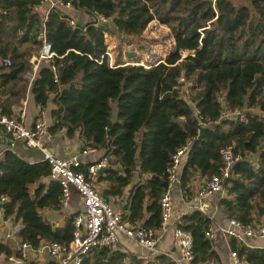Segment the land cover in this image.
Returning <instances> with one entry per match:
<instances>
[{
	"label": "trees",
	"instance_id": "1",
	"mask_svg": "<svg viewBox=\"0 0 264 264\" xmlns=\"http://www.w3.org/2000/svg\"><path fill=\"white\" fill-rule=\"evenodd\" d=\"M40 2L0 0L1 114L12 115V106L25 96V74L42 46L43 31L54 53L41 59L31 81L34 101L41 108L52 101L50 131L63 127L68 136L79 131L84 146L103 150L113 183L108 192L120 194L138 174L125 205L132 224L160 227L166 167L186 143L179 182L183 197L192 198L198 177L218 172L220 150L231 146L242 157L223 182L218 206L226 217L264 223V0H70L76 9L107 17L128 43L141 38L152 20L169 28L174 44L164 57L140 63V57L128 55L135 62L121 63L118 54L114 65L104 54L109 45L106 22L94 17L71 25L61 6L51 7L42 18L35 10ZM111 100L116 101L113 120ZM237 110H244L245 119L234 116ZM49 169L46 160L28 161L10 148L0 157V194L8 198L4 214L20 220L18 236L35 248L42 241L68 243L72 237L76 212L61 225L40 213L44 207L61 206V187L49 178ZM212 221L196 208L180 217L178 226L193 238L194 262L218 260L213 239L205 235ZM230 244L246 264H264V246L235 238ZM110 250L94 247L82 264H91L94 254L105 258L103 264H173L165 254L146 262L129 254L124 263L125 253ZM0 252L8 254L11 248L0 242Z\"/></svg>",
	"mask_w": 264,
	"mask_h": 264
},
{
	"label": "built area",
	"instance_id": "2",
	"mask_svg": "<svg viewBox=\"0 0 264 264\" xmlns=\"http://www.w3.org/2000/svg\"><path fill=\"white\" fill-rule=\"evenodd\" d=\"M47 5L46 15L53 6L71 7L70 0H41ZM214 3L215 0H212ZM45 15V17H46ZM98 22H108L107 17L102 14H95ZM69 23L75 25L76 21L70 17ZM39 49L37 58H48L53 55L51 43L44 38ZM104 54L108 56L110 65L113 64L111 51L107 49ZM6 63H10L9 58H5ZM34 71L26 75L28 83L31 84L34 78ZM236 118L245 119L244 110H237L234 113ZM11 136V138H21L30 147L38 148L42 153V158L49 164V178L58 181L61 187V205H67L71 196V190L75 189L81 199V208L75 213L73 218L72 237L68 243L59 241H46L42 248L51 257L50 264H82L85 255L94 247L106 246L114 248L117 246L120 235L136 240L142 247L150 252L158 251V242L162 231L172 226L173 239L177 254L168 252L167 255L173 260V264H222L217 259L211 258L206 261L194 262L192 250L193 238L190 231L178 226V222L183 212L173 216V189L179 185L180 170L185 162L189 144L179 147L172 155L171 162L166 167L168 184L161 193L160 227L157 230L135 226L128 218L126 209H116L102 196L94 184V178L100 167L108 164V157L101 156L93 162L84 164V169H77L82 162L77 156H61L54 153L48 146L51 138L45 110L40 108L35 114L31 123L26 122V109L21 107L12 115L0 114V137ZM82 152L92 150L94 147L87 145ZM221 165L218 172L210 174L195 195L194 208L209 214L210 198L221 196L225 189L223 182L230 176V169L234 162L242 155L239 151H234L231 146L222 147L220 150ZM5 194H0V205L7 201ZM13 214H8L7 218H12ZM211 218V216L209 215ZM213 222V221H212ZM221 233L227 242L229 255L232 264H245L244 259L239 256L235 249L229 244L230 238L247 243L249 238H264V223L246 224L234 216H229L225 224L211 223L205 229V235L213 237V231ZM34 248L29 242L21 241L19 246V256H9L13 261H19L26 257L28 249Z\"/></svg>",
	"mask_w": 264,
	"mask_h": 264
},
{
	"label": "crops",
	"instance_id": "3",
	"mask_svg": "<svg viewBox=\"0 0 264 264\" xmlns=\"http://www.w3.org/2000/svg\"><path fill=\"white\" fill-rule=\"evenodd\" d=\"M35 10L41 15L42 18H45L46 10H47L46 3L41 1L40 4L37 7H35ZM64 10L70 15V17H72L75 21L78 22L83 23L85 21L93 20L94 17L96 18V16H94L93 14H89L81 9H76L73 6L64 7ZM155 21L157 20H152L151 23ZM108 23L110 22L108 21L107 24ZM112 29H113V25L109 24L108 36H110L113 39L109 41L111 43H109L108 48L111 47L112 42H114L116 38L115 35L112 36V34H114L115 32ZM121 37L124 38V36ZM128 58H129L128 55L127 57L122 56L121 63H129L130 61L127 60ZM30 61L33 62V67L30 71L26 72L25 77L27 73L33 71H34V75H36L37 69L41 63V59L37 58L36 55H32ZM21 107H24L26 109L27 123L32 122L35 114L41 108L34 101L33 94L31 93V85L29 83L27 85L25 96L21 98L20 104L12 106V108L14 109V113H16ZM52 107H53V103L50 100L48 102L47 107L43 108L45 110V114L49 126H52L54 124V119L50 115V109ZM48 146L54 153L58 155L77 156L83 165L87 162H93L94 160L100 158L103 154L102 149L95 147L92 150L82 152L84 147L85 148L87 147L84 146L83 139L80 136L79 131H76L74 134L68 136L66 134L65 128L63 127H58L55 130H51V138L48 141ZM7 148L12 149L17 154L21 155L23 158H25L28 161H38L43 159L42 153L38 148L27 146L24 140L21 138L10 139L9 136H1L0 157L3 151ZM106 166L109 167L110 165L107 164ZM138 179H139L138 174L134 173L133 176L131 177L130 182L123 187V191L120 194H112L111 192H108L110 186L113 183H111L109 178H107L106 170L103 171L102 173L97 172L94 178V184L97 187V189L100 191L102 196L105 197L112 204L114 208L125 209V205L128 202L129 192L131 191L133 184ZM204 180L205 179L201 177L200 178L198 177L196 179L197 186L190 200H187L183 197L179 185L175 186V188L173 189V216H175L180 212L184 213L191 209H195L194 198L197 190L199 189V187L201 186ZM35 186L36 183L32 184L31 189H33ZM217 198H218L217 196H213L210 198V210L208 215H210L211 218L213 219L212 223L223 225L225 224L227 217L225 214L221 212L217 203ZM80 208H81L80 196L75 189H72L71 196L67 205H61L58 208L44 207L40 210V213H42L45 217H47L51 223L55 225H61L63 224L66 216H68L72 212L73 213L77 212ZM20 225H21L20 220H15L14 215L12 216V218L8 219L7 215L4 214L3 206H0V242L7 244L11 248V252L8 254L4 252H0V264H50L51 257L48 254V252L42 248L43 243L46 241H42L40 245L36 248L34 247L28 249L26 257L21 258L19 261H13L9 259V256H19V246L22 240L18 236L17 231ZM213 234H214L212 237L213 248L216 250L218 254V261H220L222 264H232L226 240L221 235V233L216 230L213 231ZM229 244H230V240H229ZM246 244L250 246H264V238L252 237L248 239ZM110 249H111L110 251L118 250L125 253L126 256L123 259L124 263L128 262L129 254L137 255V257L141 258L144 262L148 261L150 258H152V256L158 254L167 255L168 252L177 254L176 246L174 244V239H173L172 226L167 227L162 231L161 238L158 242L157 252L148 251L147 249L142 247L136 240L132 238H128L122 234L120 235V239L117 246ZM92 255L93 253L90 256ZM104 260H105L104 257L100 258L98 257V254H94L93 257H91L90 262L91 264L92 263L103 264Z\"/></svg>",
	"mask_w": 264,
	"mask_h": 264
},
{
	"label": "rangeland",
	"instance_id": "4",
	"mask_svg": "<svg viewBox=\"0 0 264 264\" xmlns=\"http://www.w3.org/2000/svg\"><path fill=\"white\" fill-rule=\"evenodd\" d=\"M111 25V23H106V26ZM150 26V27H149ZM115 35V41L112 42L111 47L108 49L111 51L113 58L115 56L121 55L127 57V55L132 57H140V63H145L147 60H154L160 56H165L173 47L174 39L170 34L169 28L157 21L151 23L142 33L141 38H134L131 42H127L121 37L117 32H114L112 36ZM113 38L108 36V42ZM111 43V42H109ZM183 54L187 53V50L182 51ZM135 62V61H134ZM131 62L130 63H134ZM111 118L116 117V101L111 100Z\"/></svg>",
	"mask_w": 264,
	"mask_h": 264
},
{
	"label": "water",
	"instance_id": "5",
	"mask_svg": "<svg viewBox=\"0 0 264 264\" xmlns=\"http://www.w3.org/2000/svg\"><path fill=\"white\" fill-rule=\"evenodd\" d=\"M190 51L193 52L194 49H190ZM110 126H111V122H109V124H108V126H107V133H108V134L110 133ZM203 129H204V127H202V128L200 129V131H199V133H198V138L202 136ZM9 137H10V139H11V136H9ZM107 167H108V166L100 167V168L98 169V173H102L103 171L106 170ZM118 168L120 169V167H118ZM0 206H2V205H0ZM140 225H142V224H140Z\"/></svg>",
	"mask_w": 264,
	"mask_h": 264
}]
</instances>
